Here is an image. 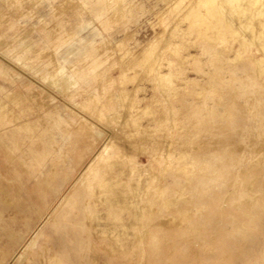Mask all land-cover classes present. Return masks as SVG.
<instances>
[{
    "label": "rangeland",
    "instance_id": "374dc122",
    "mask_svg": "<svg viewBox=\"0 0 264 264\" xmlns=\"http://www.w3.org/2000/svg\"><path fill=\"white\" fill-rule=\"evenodd\" d=\"M221 2L0 0V264H264V0Z\"/></svg>",
    "mask_w": 264,
    "mask_h": 264
},
{
    "label": "bare ground",
    "instance_id": "6f19581e",
    "mask_svg": "<svg viewBox=\"0 0 264 264\" xmlns=\"http://www.w3.org/2000/svg\"><path fill=\"white\" fill-rule=\"evenodd\" d=\"M219 1H220V2L222 1L220 5H222L223 1H224V3L226 2L227 4H229V2H227V1H229V0H219ZM253 1H254V0H253ZM230 2H231V1H230ZM218 3H219V2H218ZM217 5H218V4H217ZM220 5H219V7H220ZM224 6H225V4H224ZM224 6L222 5L221 8H219V9L221 10L222 8H224ZM225 7H227V6H225ZM214 8L217 9V6L214 7ZM214 8H213V9H214ZM234 8H236V6H235ZM219 9H217V10H219ZM224 9H225V8H224ZM224 9H222V10L224 11ZM220 10H219V12H220ZM227 11H228V14L231 13V10H230V12H229V10H227ZM213 12H214V10H213ZM221 13H222V12H221ZM212 14H213V13H212ZM225 14H227V13H225ZM221 15L223 16V14H221ZM231 15H232V14H231ZM229 16H230V14H229ZM210 17H211V16H210ZM215 17H216V16H215ZM225 17H226V16L224 15L223 18H225ZM231 19H232V18H231ZM231 19H230V20H231ZM226 20L228 21V20H229V17H228V19H226ZM230 20H229V21H230ZM229 23H230V22H229ZM229 23H226V24H228V25L230 26V24H231L232 22H231L230 24H229ZM261 23H262V22H261ZM262 24H263V23H262ZM228 25H227V26H228ZM262 28H263V27H262ZM261 32H262V30H261ZM263 46H264V42H263ZM166 47H167V46H166ZM154 68H156V67H154ZM61 70H62V69H61ZM59 73H60V70H59ZM61 73H62V72H61ZM61 75H62V74H61ZM166 76H167V75H166ZM61 77H62V76H61ZM162 78H163V77H162ZM164 78H167V77H164ZM163 85H165V84H163ZM93 99H94V98H93ZM168 112H169V111H168ZM102 160H103V159H102ZM103 161H104V160H103ZM100 164H101V162H100ZM103 178H104V177H103ZM102 180H104V179H102ZM99 181H100V180H99ZM105 181H106V180H105ZM107 181H108V180H107ZM107 181H106V182H107ZM109 181H110V180H109ZM98 183H99V182H98ZM100 183L102 184V182H100ZM100 183H99V184H100ZM110 183H111V182H110ZM107 185H110V184L108 183ZM107 185H105V186H107ZM99 186H101V185H99ZM99 186H98V187H99ZM141 186H142V185H141ZM101 187H103V186H101ZM101 187H100V188H101ZM108 188H110V187L108 186L107 189H105V190H108ZM101 189H102V188H101ZM111 189H112V188H111ZM140 191H141V190H140ZM108 192H109V191H108ZM110 192H111V191H110ZM64 193H65V192H64ZM94 193H95V192H94ZM109 194H111V193H109ZM61 197H62V196H61ZM4 201H5V200H4ZM97 201H98V200H97ZM7 203H8V201H7ZM7 203H6V204H7ZM8 204H9V203H8ZM8 204H7V205H8ZM9 205H10V204H9ZM94 205H95V204H94ZM111 207H112V206H111ZM111 207H110V208H111ZM93 215H95V214H93ZM98 216H99V215H98ZM92 217H93V216H92ZM48 220H49V219H48ZM46 221H47V220H46ZM89 221H90V220H89ZM46 223H47V222H46ZM92 224H93V223H92ZM105 226H106V225H105ZM107 226H108V225H107ZM96 231H97V230H96ZM36 233H37V232H36ZM97 233H98V232H97ZM96 235H97V234H96ZM100 235H101V234H100ZM26 244H27V243H26ZM23 254H24V253H23ZM20 256H21V255H20ZM26 256H27V255H26ZM53 257H54V256H53ZM24 258H25V257H24ZM26 259H28V258H26ZM56 262H57V261H56ZM56 262H55V264H56ZM52 264H53V263H52Z\"/></svg>",
    "mask_w": 264,
    "mask_h": 264
}]
</instances>
